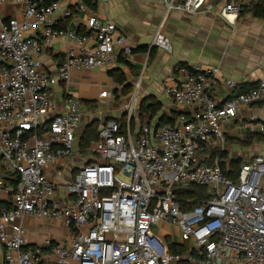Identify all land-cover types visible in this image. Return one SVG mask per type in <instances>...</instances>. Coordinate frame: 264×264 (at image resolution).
<instances>
[{
  "label": "built area",
  "instance_id": "built-area-1",
  "mask_svg": "<svg viewBox=\"0 0 264 264\" xmlns=\"http://www.w3.org/2000/svg\"><path fill=\"white\" fill-rule=\"evenodd\" d=\"M204 1L164 0L167 9L189 13ZM7 3L21 4L22 17L0 14V158L15 178L0 179V189L10 195L0 204L3 264H264V156L244 161L233 179L207 151L223 150L225 125L264 100V80L220 104L210 93L218 67L181 69L164 86L178 113L155 126L158 116L148 112L133 126L140 107L137 81L124 107L125 123L101 122L91 144L93 158L65 181L85 106L80 96L68 95L60 107L52 90L59 82L68 84L77 68L111 64L117 47L129 57L130 37L84 0L73 6L63 0H0ZM245 3L227 0L221 14H239ZM75 10L88 12L83 33L56 22L57 11L66 19ZM61 39L74 45L48 72L39 55ZM157 42L169 48L163 35ZM224 81L236 86L232 79ZM110 94L109 89L99 93ZM257 124L264 133V122ZM48 168L61 181L49 177ZM190 185L208 186L212 193L192 204L179 196ZM26 215L60 220L70 235L30 244ZM159 225L172 243L188 247L172 252L165 237L153 231Z\"/></svg>",
  "mask_w": 264,
  "mask_h": 264
},
{
  "label": "crops",
  "instance_id": "crops-1",
  "mask_svg": "<svg viewBox=\"0 0 264 264\" xmlns=\"http://www.w3.org/2000/svg\"><path fill=\"white\" fill-rule=\"evenodd\" d=\"M75 1L63 0V3L73 6ZM226 1L205 0L201 8L189 13L167 9L164 0H95L96 7L91 10L102 18L114 21L120 30L129 35L132 52L125 58L117 47L111 64L75 69L68 84L59 82L54 86V98L61 107L68 95L80 96L84 103L89 102L84 104V114L88 112V106L92 107V103L96 102L99 105L93 113L96 118L120 121L124 107L132 96L134 83L141 81L138 103L145 98L157 99L162 103V112L171 115L177 111V106L164 93L166 82L181 74V69L197 64L218 67L210 93L220 104L233 94L255 88L264 80V16L254 15L249 10L250 5L258 0H244L246 3L242 12L226 18L221 14ZM21 10L19 3L0 5V14L6 18L20 19ZM87 13L86 10H75L71 17L65 19L57 11L55 19L77 31H84ZM160 34L167 39L169 48L157 42ZM73 45L72 40L61 39L47 46L39 55L42 67L54 72ZM114 68L124 73V84L129 83L131 91L123 93L124 84H118L109 73ZM226 78L236 81V86H229L224 81ZM116 88L117 92H114ZM104 89H109L111 94L100 97L99 93ZM258 122H264V100L245 107L225 125V148L229 158L245 161L257 154L264 156V133ZM79 145L77 136L73 154L65 166V181L74 177L84 161L93 158V154L84 155ZM6 173L4 160L0 158V179L6 178ZM48 174L53 179H62L52 168H48ZM9 197L6 191L0 189V204L7 203ZM23 224L30 244H42L47 239L60 242L70 235L69 226L48 217L26 215ZM155 227L158 234L164 236L169 244L172 243L164 225ZM3 251L0 244V264H3Z\"/></svg>",
  "mask_w": 264,
  "mask_h": 264
},
{
  "label": "trees",
  "instance_id": "trees-1",
  "mask_svg": "<svg viewBox=\"0 0 264 264\" xmlns=\"http://www.w3.org/2000/svg\"><path fill=\"white\" fill-rule=\"evenodd\" d=\"M84 1L92 9H94L96 7L95 0H84ZM249 10H251L254 15L264 16V0H258V2L253 3L252 5H250ZM59 26L66 27L67 25L59 23ZM78 31L82 32V33L84 32V31H80V30H78ZM109 73H110V75L113 76L114 80L118 84H124L126 78H125L124 73L120 69H118V68L110 69ZM130 86L131 85L129 83L124 84L123 88H122L123 93H127V92L131 91ZM114 92H117V88L114 89ZM240 92H244V91H240ZM85 103H86V105H88L89 102H85ZM96 105H97L96 102L92 103V106H96ZM178 111L179 110L177 109V111L172 112L171 115H167L166 113H163V116L160 119V122L171 120L178 113ZM148 112H150L151 116H153V117L158 115L160 112H162V103L157 99H151V98H145L144 100H142L140 103V107H139V111H138L137 115L132 118V121H131L132 125L135 126L137 121L140 124L143 123L144 114L148 113ZM125 119H126V115L123 114L120 121L122 123H125ZM103 121L105 122L108 120L103 119V118L102 119L96 118V119L91 120L89 123H87L85 125V127H84V129H83V131L79 137V140H80L79 146L83 152L90 147V144L92 141L97 140L99 138L98 129H99L100 123ZM77 133H79V130ZM207 151L210 154L211 160H213V158L215 156L219 157L221 169L225 175H227L233 179L237 178L239 170H240L241 165L244 162V160H242L241 158H238V159L229 158L228 151L226 150V148H224L222 150L219 147H210L209 149H207ZM4 179L9 180L11 182H15L14 176L8 170L6 173V178H4ZM211 193H212V191L208 186L190 185L188 188L181 190L179 192V196L183 197V198H190V199H192V201H194L192 204H195V203H199V202L206 200L211 195ZM169 247H170V250L172 252H175V251L179 252V251L186 249L188 247V245H186V244L185 245H177L175 243H170ZM178 264H188V263L186 261H182V262H179Z\"/></svg>",
  "mask_w": 264,
  "mask_h": 264
},
{
  "label": "rangeland",
  "instance_id": "rangeland-1",
  "mask_svg": "<svg viewBox=\"0 0 264 264\" xmlns=\"http://www.w3.org/2000/svg\"><path fill=\"white\" fill-rule=\"evenodd\" d=\"M95 107L97 108V110L99 109V105H96V106H94V107H93V106H92V107H89V106H88L89 110H88V112H85V114H84V118H83V121H82V124H81L80 129H79V133H77L78 138L80 137V135H81V133H82V131H83L85 125H86L87 123H89L92 119H95V118H96V117L93 115ZM161 114H162V112H160L157 116H160ZM100 119H102V118H100ZM224 148H225V146H224ZM84 153H85L84 155H90V154H92V152H91V148L89 147L87 150L84 151ZM241 159H242V158H241ZM242 160H243V159H242ZM153 231L156 232V231H157V227H154V228H153ZM176 235H177V234H176Z\"/></svg>",
  "mask_w": 264,
  "mask_h": 264
},
{
  "label": "water",
  "instance_id": "water-1",
  "mask_svg": "<svg viewBox=\"0 0 264 264\" xmlns=\"http://www.w3.org/2000/svg\"><path fill=\"white\" fill-rule=\"evenodd\" d=\"M162 116H163V112L160 116L157 117V122L155 126H157L160 123V119L162 118Z\"/></svg>",
  "mask_w": 264,
  "mask_h": 264
}]
</instances>
